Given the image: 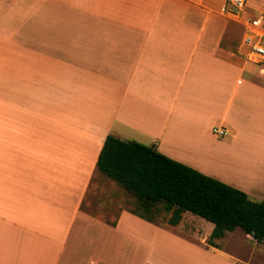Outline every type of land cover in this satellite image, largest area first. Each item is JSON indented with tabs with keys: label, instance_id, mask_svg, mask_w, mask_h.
Segmentation results:
<instances>
[{
	"label": "crops",
	"instance_id": "crops-1",
	"mask_svg": "<svg viewBox=\"0 0 264 264\" xmlns=\"http://www.w3.org/2000/svg\"><path fill=\"white\" fill-rule=\"evenodd\" d=\"M224 2L0 0V264H264V241L242 231L256 244L233 255L210 229L186 238L118 210L108 189L85 210L110 180L108 135L264 201V84L243 78ZM221 160L238 180L206 163Z\"/></svg>",
	"mask_w": 264,
	"mask_h": 264
},
{
	"label": "trees",
	"instance_id": "trees-1",
	"mask_svg": "<svg viewBox=\"0 0 264 264\" xmlns=\"http://www.w3.org/2000/svg\"><path fill=\"white\" fill-rule=\"evenodd\" d=\"M97 170L121 186L136 201L133 215L154 223L149 216L159 205L171 212L167 223L177 226L188 212L213 224L207 244L239 228L256 242L264 241V201L134 141L106 136Z\"/></svg>",
	"mask_w": 264,
	"mask_h": 264
},
{
	"label": "rangeland",
	"instance_id": "rangeland-1",
	"mask_svg": "<svg viewBox=\"0 0 264 264\" xmlns=\"http://www.w3.org/2000/svg\"><path fill=\"white\" fill-rule=\"evenodd\" d=\"M261 0H250L249 4L251 7L255 6V9L264 8V5L260 2ZM232 29L234 31V35L231 34V36H240V30L237 26L233 25ZM251 70H250V68ZM244 77L245 80H251L257 83L264 84L261 79L257 76V73L253 67L250 65H246V68L244 69ZM219 155V153H218ZM220 166H217V163L215 161L213 162H206L209 167L214 169V172L218 174H223L226 177H229L233 180H238L233 177L232 174V167L231 163L225 162L224 160H221ZM101 189L95 191H90L87 199L85 201V210L88 209V211L94 209V210H100L104 207L103 203L105 202L106 195L103 193L104 190L108 189L107 192L115 196L116 198V207H118V210L125 209L129 211H136L137 204L135 199L126 192L121 186L117 185L116 183L103 179L101 182ZM105 188V189H104ZM103 194L105 196H103ZM100 202V203H99ZM101 213V212H99ZM149 216L153 219L154 224L159 225L160 227L167 228L170 231H173L176 233V229H174V226H171L167 223L169 217L171 216V212L165 211L161 205H159L153 212L149 214ZM176 228H180L181 230L178 234L183 237H188L187 233L190 231V229L195 230V233H197L199 236H202L206 229H210V231L213 228V224L207 222L206 220L194 216L191 213H185L182 216L181 221ZM233 235L230 238V241L225 243L222 240H216L215 243H219L224 245L225 251L228 253H232L233 255H237L238 253L246 254L250 251V249L256 244L255 242L249 241L243 237V233L240 229H236L233 233ZM221 245V246H222ZM173 250L175 251L173 245ZM181 248V247H180ZM179 248V252H180ZM211 259H203L201 256L196 254V259L194 260V264H211Z\"/></svg>",
	"mask_w": 264,
	"mask_h": 264
},
{
	"label": "built area",
	"instance_id": "built-area-1",
	"mask_svg": "<svg viewBox=\"0 0 264 264\" xmlns=\"http://www.w3.org/2000/svg\"><path fill=\"white\" fill-rule=\"evenodd\" d=\"M250 0H225L220 15L231 19L241 27L242 37L238 45L237 56L253 67L264 83V8L255 9ZM260 2H264L261 0ZM264 5V3H261ZM212 135L225 138L228 131L224 126H213Z\"/></svg>",
	"mask_w": 264,
	"mask_h": 264
}]
</instances>
